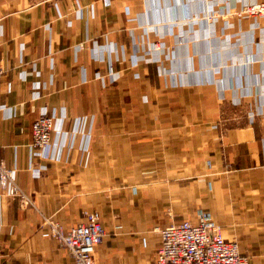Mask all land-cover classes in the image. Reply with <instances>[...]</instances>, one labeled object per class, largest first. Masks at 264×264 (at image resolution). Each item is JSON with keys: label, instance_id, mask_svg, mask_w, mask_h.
<instances>
[{"label": "crops", "instance_id": "1", "mask_svg": "<svg viewBox=\"0 0 264 264\" xmlns=\"http://www.w3.org/2000/svg\"><path fill=\"white\" fill-rule=\"evenodd\" d=\"M255 2L0 0V163L32 201L0 189V264H74L44 218L87 212L96 264H156V229L201 211L264 264V23L233 14ZM45 109L88 120L61 161L30 152Z\"/></svg>", "mask_w": 264, "mask_h": 264}, {"label": "built area", "instance_id": "2", "mask_svg": "<svg viewBox=\"0 0 264 264\" xmlns=\"http://www.w3.org/2000/svg\"><path fill=\"white\" fill-rule=\"evenodd\" d=\"M238 18L254 19L264 23V2L245 4L234 12ZM210 17V15H208ZM211 18V17H210ZM82 47L81 49H83ZM162 47L155 46L154 51ZM115 75L113 68L109 76ZM3 70L0 67V78ZM99 79L104 77L99 74ZM116 78H112L114 82ZM65 117H58L48 109L42 111L40 117L32 125V143L30 152L45 161H61L75 146L79 135L86 137L87 118L77 119L75 129L69 133L63 131ZM69 136V141H53L54 134ZM86 135V136H84ZM88 141L83 147L86 150ZM45 167H30L34 176H40ZM0 189L2 194L11 198H20L22 203L31 199L23 192L17 182V170L0 163ZM34 205V203H33ZM44 224L49 227L46 236L57 241L74 259V264H96L95 253L106 237V231L97 213L87 212L84 221L72 228H66L53 217H45ZM160 235L157 248L156 264H249V260L241 253L237 242L226 240L223 229L215 222L209 212L201 211L196 223L183 221L164 229H156Z\"/></svg>", "mask_w": 264, "mask_h": 264}]
</instances>
